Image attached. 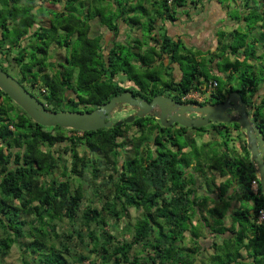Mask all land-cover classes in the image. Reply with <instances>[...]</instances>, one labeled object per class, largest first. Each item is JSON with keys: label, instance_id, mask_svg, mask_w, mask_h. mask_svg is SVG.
<instances>
[{"label": "trees", "instance_id": "trees-1", "mask_svg": "<svg viewBox=\"0 0 264 264\" xmlns=\"http://www.w3.org/2000/svg\"><path fill=\"white\" fill-rule=\"evenodd\" d=\"M135 1L0 0V69L14 72L24 88L37 89L48 111L92 112L126 92L147 102L165 96L201 105L185 98L207 92L211 82L220 88L215 64L227 75L221 90L212 91L210 105L239 93L264 136V46L258 47L264 42V0H216L230 9L232 41L206 54L165 33L154 37L157 21L177 22L189 0ZM204 1L190 5L195 10ZM46 4L63 6L54 11ZM126 13L138 15L128 21L152 41H144L143 54L141 41L135 54L134 46L110 48L102 35L89 36L90 23L100 18L101 27L117 37ZM38 17L50 26L38 25ZM53 47L65 50L63 61L51 62ZM130 128L138 138H127ZM188 130L163 128L151 116L85 133L46 128L0 91V264L21 241L22 264H196L209 250L207 264H264V222H258L264 195L246 143L240 151L230 146L239 125L193 129L201 138L213 136L203 143L208 154L185 139ZM219 136H225L223 143H217ZM128 144L134 148L130 158ZM194 162L204 191L195 189L196 174L187 173ZM212 172L229 178L218 186ZM228 196L239 208H232ZM132 209L143 213L135 223ZM228 217L231 227L225 226ZM64 222L69 228L60 231ZM123 222L129 228L122 234L112 230ZM77 243L86 245L87 254L79 246L72 251L69 245Z\"/></svg>", "mask_w": 264, "mask_h": 264}, {"label": "water", "instance_id": "water-1", "mask_svg": "<svg viewBox=\"0 0 264 264\" xmlns=\"http://www.w3.org/2000/svg\"><path fill=\"white\" fill-rule=\"evenodd\" d=\"M0 91L6 94L35 123L46 128L59 126L66 130L82 133L121 127L132 124L136 118L153 117L163 128L174 125L186 129H201L211 124L237 123L243 131L250 161L255 168L257 178L264 195V136L261 128L253 121L246 103L237 92L230 93L223 103L215 105L180 104L172 98L156 96L151 102L134 97L126 92L115 96L108 103L92 112H51L32 96L19 82L0 69ZM135 111L124 121L113 122L114 114ZM191 116H197L192 118Z\"/></svg>", "mask_w": 264, "mask_h": 264}, {"label": "crops", "instance_id": "crops-1", "mask_svg": "<svg viewBox=\"0 0 264 264\" xmlns=\"http://www.w3.org/2000/svg\"><path fill=\"white\" fill-rule=\"evenodd\" d=\"M130 3H135V0H129ZM52 6L53 8L49 7ZM46 7L50 10L56 11L57 5H50L46 4ZM110 9H113V11H117V8L115 6L110 7ZM114 11V12H115ZM229 12L230 9H227L226 7H223L220 5L216 0H205L204 4L202 6H199L198 9H193L192 5H190V0L188 2L187 7L181 9L179 11L178 21L175 23H171L168 20H162L159 19L156 23V30L154 31V37L156 39H159L162 37V35L165 33L169 37L181 41L188 49H191L194 52L201 51L202 53L206 54L209 51L216 53L217 47L219 46V43L226 44L232 41V22L229 18ZM138 16L134 13H126L125 20L120 21V30L117 34V37L114 35V33H110V31L105 27H101L100 25V18H96L93 20L90 30V38H95L98 36H103L104 44L107 47H112L113 43L118 44H125V45H131L136 47L132 52L133 53H139L140 51L137 49V47H140V45L137 44L138 41H141L142 44H144V37H142V31L138 27V25H135L133 22L128 21V18L134 17L136 18ZM50 22L48 19L43 17H38L37 23L38 25L43 26V23L45 21ZM143 22V21H142ZM116 23V21H115ZM49 27V26H48ZM45 27V28H48ZM146 44H152V41L150 39L146 40ZM146 44L143 45L144 49L140 53H144L146 50ZM232 61V58H231ZM52 62V60H51ZM217 62V61H216ZM134 64H139L138 62H134ZM213 73L217 76H225L227 73L221 72L222 68H219L217 65H213ZM126 86H130L131 84L126 82ZM179 126H176L174 130H178ZM242 135V130L240 132H234L232 133L233 139L236 140L232 143L231 147H235L238 151L241 149V139H237V136ZM212 135H204L202 138L199 137L198 133L195 130H188L185 139L189 140L194 143L195 146L199 145V141L201 140L204 142H209L212 139ZM243 142L246 143V141L243 140ZM244 144V143H243ZM188 151V149H186ZM197 163L194 162V164L191 166V169L188 172H191V175L197 176V186L195 189L199 190H206L207 185L205 183V180L200 174L197 172ZM211 175L209 176H215L216 177V183L219 186L221 183L226 181L229 177L222 178L220 177V174L218 172H212L209 173ZM198 191V190H197ZM199 192V191H198ZM197 198H203V196H200V193L197 195ZM231 196H228L226 198V201L230 202L232 204L233 209L239 208L241 205L238 201L229 199ZM215 204L210 205V207L215 206ZM227 221L232 220L230 217H228L225 220V223ZM230 227V226H227Z\"/></svg>", "mask_w": 264, "mask_h": 264}, {"label": "rangeland", "instance_id": "rangeland-1", "mask_svg": "<svg viewBox=\"0 0 264 264\" xmlns=\"http://www.w3.org/2000/svg\"><path fill=\"white\" fill-rule=\"evenodd\" d=\"M62 6L63 5H57V7H54V8H57V10H61V8H62ZM49 7H51V8H53L52 6H49ZM149 8V7H148ZM43 26L44 27H48V26H50V22H48L47 20L43 23ZM142 37H144V40L146 41L147 40V33L145 32L144 34H142ZM264 42H262V44H263ZM262 44H260V45H258V47H263L264 46V44L262 45ZM259 54H261V50L259 51ZM65 55H66V52H65V50L64 49H60V48H52V51H51V56H52V62H61V61H63L64 60V57H65ZM14 56H16L15 55V53H12L11 54V56H9V60L7 61V62H5V64L6 65H11L12 64V62H10V61H12L13 59H14ZM208 58V57H207ZM206 61H207V64H208V61H209V59H206ZM214 68V67H213ZM155 73H157V75L158 76H160L162 79V81L163 82H165V81H168V79H167V77H166V75L165 74H163V71H162V69H158V71H154ZM5 73L6 74H8L10 77H12L13 79H15L17 82H19L20 83V79L16 76V75H14V72H11V71H9L7 68H5ZM158 73H160V74H158ZM211 76H215L214 74H211ZM216 79H218L217 81H218V83H219V85H220V88L219 89H210L209 91H207V92H204V93H202L201 94V96L203 97V98H206V100H205V106L206 105H210V98H211V93H212V91H218V90H221V88H222V83H224L223 82V76H221V77H218V76H216ZM236 84V83H235ZM237 85V84H236ZM235 85V87H237ZM25 88H26V90L32 95V96H34L38 101H42L43 102V97L40 95V93H39V91L37 90V89H33L32 87H30L29 85H25ZM68 97H70V98H72L73 97V95L71 94V93H69L68 94ZM75 112H86L84 109H82V108H79V109H76L75 110ZM135 114V111L134 110H132V109H130V108H127L126 109V111H124V112H122V113H120V114H118L117 112L114 114V119H113V122H116V121H124V120H126L127 118H129V116H131V115H134ZM191 117H193V116H191ZM197 117V116H196ZM172 132H173V130H172ZM68 133H69V131H68ZM138 136H139V132L138 131H136L135 129H133V128H130L129 130H128V135H127V138L128 139H132V138H138ZM242 136V137H241ZM240 137L241 138H239V139H241V144H243V140L245 141V138H244V136L243 135H241ZM238 137V136H237ZM223 138H225V136L223 137V136H219L218 137V139H220V142H217V143H223L224 142V140H223ZM205 143V142H204ZM232 145V142H230V146ZM125 151H126V157L127 158H130L132 155H133V152H134V148H133V145H131V144H128L127 146H126V148H125ZM198 151L200 152V153H202V154H208L209 153V151H210V148L208 147V146H205V145H203V142L200 140L199 141V145H198ZM78 152H79V154H80V156H82L83 154H84V150L82 149V148H79L78 149ZM56 177L57 178H59L60 177V175H56ZM75 185H78V182H75ZM89 184H86V191L87 192H90V190H89ZM130 213H131V218H132V221L131 222H133V223H135V221L138 219V218H141V217H143V213L141 212V211H136V210H131L130 211ZM232 219V218H231ZM127 221V220H126ZM126 224H127V222H123V223H121V224H117V226L115 227V229H112L114 232H116V233H119V234H122V230L124 229V230H127L129 227H127L126 226ZM231 221H227L226 223H225V226L227 227V226H230L231 227ZM128 226H129V224H128ZM125 227V228H124ZM67 228H69V225L67 224V222H64V223H61V227H60V231H62V230H65V229H67ZM117 230V231H116ZM25 242H27V241H25ZM221 241H219V243H220ZM21 246H25L26 244L24 243V242H22L21 241ZM21 246H15L13 249H12V251H11V253H10V255H9V257H7L5 260H4V263L3 264H22V261H21ZM70 246V248L72 249V251H75V249H77V247L76 246H79V250H80V252H82L83 254H87V247H86V245L84 244H82V245H80L79 243H77L76 245L75 244H70L69 245ZM213 254V251L212 250H209V252H208V254L207 255H205L204 257H202L200 260H198V262L196 263V264H207V261H208V258L211 256Z\"/></svg>", "mask_w": 264, "mask_h": 264}, {"label": "built area", "instance_id": "built-area-1", "mask_svg": "<svg viewBox=\"0 0 264 264\" xmlns=\"http://www.w3.org/2000/svg\"><path fill=\"white\" fill-rule=\"evenodd\" d=\"M213 88V87H217V83H213V84H210L209 85V90H210V88ZM186 100H196V101H198L199 103H202L203 101H204V98L201 96V94H199V93H196V94H191V95H189L187 98H185ZM259 180V179H258ZM252 189L255 191V192H257V189H258V185H257V182L256 181H254L253 183H252ZM258 222L259 223H262V222H264V211L262 210V211H260V213H259V218H258Z\"/></svg>", "mask_w": 264, "mask_h": 264}, {"label": "flooded vegetation", "instance_id": "flooded-vegetation-1", "mask_svg": "<svg viewBox=\"0 0 264 264\" xmlns=\"http://www.w3.org/2000/svg\"><path fill=\"white\" fill-rule=\"evenodd\" d=\"M205 100H206V98H204V101L202 102V103H199L198 101H196V100H191V101H195V102H197L198 104H205ZM203 106H205V105H203ZM129 108V107H128ZM131 109V108H130ZM192 118H196V116H193ZM116 122H118V121H116ZM116 122H114V123H116ZM176 126H178V125H174V126H172L173 127V129L176 127ZM180 127V126H179Z\"/></svg>", "mask_w": 264, "mask_h": 264}, {"label": "clouds", "instance_id": "clouds-1", "mask_svg": "<svg viewBox=\"0 0 264 264\" xmlns=\"http://www.w3.org/2000/svg\"><path fill=\"white\" fill-rule=\"evenodd\" d=\"M213 83H217V82H211L210 84H213ZM209 84V85H210ZM217 86H218V84H217ZM214 89L216 88V87H213ZM212 87L210 88V89H213ZM208 91H209V86H208V89H207ZM192 94H196V93H192ZM191 95V94H190ZM193 105V104H192ZM189 130H192V129H189ZM241 130V129H240ZM242 135H243V131H242ZM246 141V140H245ZM247 145V144H246Z\"/></svg>", "mask_w": 264, "mask_h": 264}]
</instances>
